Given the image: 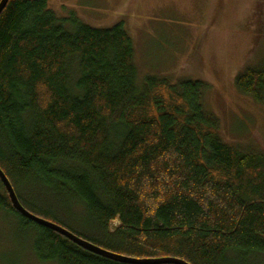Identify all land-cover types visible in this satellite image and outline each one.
I'll list each match as a JSON object with an SVG mask.
<instances>
[{"label": "trees", "instance_id": "trees-1", "mask_svg": "<svg viewBox=\"0 0 264 264\" xmlns=\"http://www.w3.org/2000/svg\"><path fill=\"white\" fill-rule=\"evenodd\" d=\"M48 3L10 0L0 15V168L22 205L51 222L42 206H83L95 234L82 239L117 255L264 263V144L225 139L204 80L141 81L125 21L93 28ZM235 86L264 105V60ZM1 213L42 263L130 264L26 219L0 179Z\"/></svg>", "mask_w": 264, "mask_h": 264}, {"label": "rangeland", "instance_id": "rangeland-1", "mask_svg": "<svg viewBox=\"0 0 264 264\" xmlns=\"http://www.w3.org/2000/svg\"><path fill=\"white\" fill-rule=\"evenodd\" d=\"M48 9L59 19L75 14L98 29L125 21L141 81L151 74L204 80L210 85L206 104L219 117L225 139L264 144V105L235 86L244 67L264 60V0H49ZM42 207L81 238L95 234L83 206ZM30 237L17 218L1 213L0 264H55L37 260ZM251 264L264 263L251 258Z\"/></svg>", "mask_w": 264, "mask_h": 264}, {"label": "water", "instance_id": "water-1", "mask_svg": "<svg viewBox=\"0 0 264 264\" xmlns=\"http://www.w3.org/2000/svg\"><path fill=\"white\" fill-rule=\"evenodd\" d=\"M10 0H1L0 2V15L5 10L7 4ZM0 179L2 183L4 184L11 202L13 204L14 209L19 212L23 217L26 219H29L35 223H37L40 226L46 227L48 229H51L58 234L68 238L78 246L82 247L83 249L94 253L96 255L108 258L113 261L121 262V263H130V264H189L185 262L184 260L176 259V258H160V259H134L122 255H117L115 253L109 252L107 250H104L100 248L99 246H96L92 244L91 242L82 239L81 237L77 236L70 230L66 229L65 227L58 225L54 222L48 221L46 219H43L41 217H38L31 212H29L21 203L19 197L17 196L15 189L10 182L7 175L3 172V170L0 168Z\"/></svg>", "mask_w": 264, "mask_h": 264}]
</instances>
